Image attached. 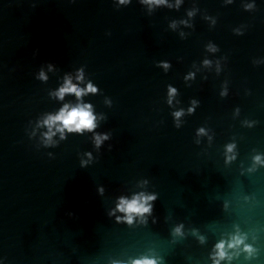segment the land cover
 <instances>
[{"label":"water","instance_id":"water-1","mask_svg":"<svg viewBox=\"0 0 264 264\" xmlns=\"http://www.w3.org/2000/svg\"><path fill=\"white\" fill-rule=\"evenodd\" d=\"M77 103L97 127L46 144ZM237 235L220 264H264V0H0V264H213Z\"/></svg>","mask_w":264,"mask_h":264},{"label":"clouds","instance_id":"clouds-1","mask_svg":"<svg viewBox=\"0 0 264 264\" xmlns=\"http://www.w3.org/2000/svg\"><path fill=\"white\" fill-rule=\"evenodd\" d=\"M131 0H119L120 4H126L130 3ZM143 3H147L149 5L156 4L159 5L161 3H166V0H142ZM179 3V0H178ZM251 7V5L249 6ZM191 15V13H190ZM165 68L168 67L167 64L163 65ZM51 70V65L49 66ZM39 79L46 80L47 77L43 71L39 73ZM77 79H82V77H77ZM97 88L93 86V84L88 83L86 88H79L77 85H74L71 81V78H65V82L62 87L58 89L54 93V95L60 99L63 100L64 96L66 94H74L77 97V100H79L82 96L88 94V93H96ZM176 93V90L174 88L169 87V103H171V97L174 96ZM191 112L192 109H189ZM183 113L182 112H176L174 113V116L178 119ZM42 125L46 126L48 128V131L44 133L45 143L50 144L52 142V137L56 134V132L61 133V138H64V132L67 130L68 132H77L81 133L85 130L87 131H93L96 127V116L93 114L92 111V105L91 104H84V103H77L75 106H71L69 104H65L57 114L52 115L49 114L47 117L42 121ZM53 128H55V131H53ZM204 129L199 130V134H203ZM108 139L107 135H96L94 137L95 145L97 148L100 147L103 140ZM234 148V145H228L227 151L232 152ZM234 157H229V159H232ZM257 163L260 162V157L257 156L254 158ZM87 162L82 161L81 166H84ZM101 194L103 193V189L99 190ZM156 196L154 194L146 195L144 193H139L137 195H134L131 200L121 197L119 198V201L117 203L115 211H119L124 214V219L127 223L131 224L134 217H143L145 214H150L152 211V201H155ZM114 214V213H110ZM120 219L119 217L117 218ZM175 232L177 234L180 233V228L178 227L175 229ZM243 238L239 235L233 236L232 239L228 242H225L221 240L218 242L215 246V254L213 257V264H220V261L225 259H230L225 244L227 243L228 249L237 248L241 244H243ZM244 251L251 254L253 251L250 246H245ZM133 264H157L156 259L152 258H142L137 259L133 262Z\"/></svg>","mask_w":264,"mask_h":264}]
</instances>
